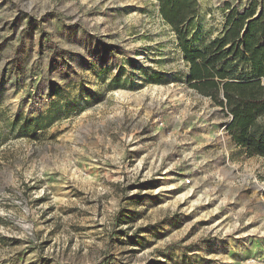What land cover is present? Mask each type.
Listing matches in <instances>:
<instances>
[{
  "label": "rangeland",
  "instance_id": "374dc122",
  "mask_svg": "<svg viewBox=\"0 0 264 264\" xmlns=\"http://www.w3.org/2000/svg\"><path fill=\"white\" fill-rule=\"evenodd\" d=\"M158 9L0 0V264H264V160Z\"/></svg>",
  "mask_w": 264,
  "mask_h": 264
},
{
  "label": "trees",
  "instance_id": "16d2710c",
  "mask_svg": "<svg viewBox=\"0 0 264 264\" xmlns=\"http://www.w3.org/2000/svg\"><path fill=\"white\" fill-rule=\"evenodd\" d=\"M156 1L187 64L185 84L231 115L226 133L247 158L264 160V15L252 18L256 2L242 12L232 9L222 35L210 40L194 26L197 0ZM55 52L53 58L59 56ZM156 82L163 83V77ZM121 216L126 218L119 215L117 227L124 222Z\"/></svg>",
  "mask_w": 264,
  "mask_h": 264
},
{
  "label": "built area",
  "instance_id": "2783aa9c",
  "mask_svg": "<svg viewBox=\"0 0 264 264\" xmlns=\"http://www.w3.org/2000/svg\"><path fill=\"white\" fill-rule=\"evenodd\" d=\"M256 2V11L252 18H255L259 13L264 15V0H213L208 5L201 7L200 0H197L199 6V15L208 27V39H214L225 30L227 16L232 9H237L238 12L245 10L249 4ZM227 118L225 126L231 121V115L226 112Z\"/></svg>",
  "mask_w": 264,
  "mask_h": 264
},
{
  "label": "bare ground",
  "instance_id": "6f19581e",
  "mask_svg": "<svg viewBox=\"0 0 264 264\" xmlns=\"http://www.w3.org/2000/svg\"><path fill=\"white\" fill-rule=\"evenodd\" d=\"M165 189H175V186H173V185H169V186H167ZM184 195L182 194V195H179V197H180V199H183L184 197H183Z\"/></svg>",
  "mask_w": 264,
  "mask_h": 264
},
{
  "label": "crops",
  "instance_id": "0c3cea01",
  "mask_svg": "<svg viewBox=\"0 0 264 264\" xmlns=\"http://www.w3.org/2000/svg\"><path fill=\"white\" fill-rule=\"evenodd\" d=\"M209 34V33H208ZM183 62H184V60H183ZM184 64L186 65V68H187V64L184 62ZM187 72H188V68H187ZM187 72H186V74H187ZM226 123V122H225Z\"/></svg>",
  "mask_w": 264,
  "mask_h": 264
}]
</instances>
